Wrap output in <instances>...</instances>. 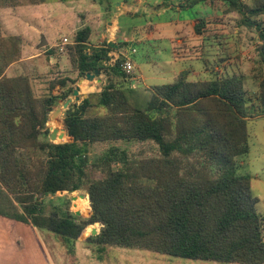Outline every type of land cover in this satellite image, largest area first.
I'll list each match as a JSON object with an SVG mask.
<instances>
[{"label": "trees", "instance_id": "trees-1", "mask_svg": "<svg viewBox=\"0 0 264 264\" xmlns=\"http://www.w3.org/2000/svg\"><path fill=\"white\" fill-rule=\"evenodd\" d=\"M221 1L247 27L259 29L255 19L264 16V0ZM200 27L195 26L198 35ZM89 37L86 26L74 34L68 61L77 79L104 71L105 85L68 106L62 122L69 141L54 144L46 137L47 117L73 96L78 80L53 81L50 94L40 98L28 77H6L20 60L21 38L4 36L0 21V217L72 241L99 223V233L89 238L98 254L114 247L192 261L264 264V215L256 210L251 177L238 174L236 164L249 152L251 105L242 77L190 82L182 72L173 83L151 88L140 104L139 94L118 83L128 77L125 55L105 66L114 49L109 43L89 48ZM258 53L263 75L255 100L264 112V41ZM92 107L103 108L105 116H86ZM52 127L62 140L64 133ZM118 141L152 143L157 155L135 159L111 149L89 161L92 144ZM89 165L101 169L100 179L90 177ZM70 191L86 193L87 219L59 207L45 214L46 196ZM86 204L77 200L83 212Z\"/></svg>", "mask_w": 264, "mask_h": 264}, {"label": "rangeland", "instance_id": "rangeland-1", "mask_svg": "<svg viewBox=\"0 0 264 264\" xmlns=\"http://www.w3.org/2000/svg\"><path fill=\"white\" fill-rule=\"evenodd\" d=\"M127 1L123 4L131 5L130 0ZM41 2H45L44 6H47L45 8H50L46 11V17L50 19L51 27L54 28L55 33L52 31V34L56 37L53 38L61 36L54 47H51V49L56 48L54 56H49L47 51H44L45 48H38L37 45L31 52L22 55L23 44L27 41L21 39L20 60L10 65L4 73L6 77H28L34 95L40 98L50 94L53 81L65 77L77 79L68 61L67 48L72 44L74 34L86 26L83 14L89 15V22L94 29L97 28L101 34L105 33L108 29L107 22L114 17L119 9L117 5L122 0H104V2L71 0L66 3L53 0H0L2 34L20 37L24 14L30 16L26 11ZM243 2L249 4L250 0ZM134 3H138V0ZM75 15L81 16L80 21L75 20V17L72 20ZM242 18L237 12L229 11L228 5L221 0H207L195 4H192V0H144L140 5H134L130 13L124 12L119 16L120 32L116 27L109 37V43L116 48L109 53L110 60L105 66H111L119 54L125 55L126 64L131 65V70L127 72L124 65L123 69L128 77L120 79L118 83L123 89L133 91L132 96L134 92L139 94L140 104L143 98L149 95L151 88L173 83L182 72H187L184 77L190 82L206 81L214 76H241L251 105L247 118L249 152L245 156L236 158V164L239 166L238 174L251 177L250 192L257 199L256 210L264 215V112L260 110L255 100L258 83L263 75L258 50L264 41V16L255 19L260 24L259 29L247 27L241 22ZM64 19L67 21L62 25L60 22ZM70 19L73 22L70 23L69 32L63 26L69 25ZM196 25L201 26L199 35L195 32ZM143 36H146V39ZM119 37H128L131 42H121ZM97 38L91 40L93 45L103 46L106 43H101ZM51 42L49 41V44ZM27 60L36 67L25 66ZM104 73L99 71V74L90 80L94 83L103 75L104 84L101 90L106 81ZM77 83L78 81L74 85L75 88ZM69 99H72L69 105L73 103L78 105L82 101L80 95L77 101L73 96ZM63 103H58L54 107L45 124V129L48 131L47 140L54 144L69 141L62 122L64 111L68 107L63 109ZM56 108H60V112L53 116ZM105 114L103 108L92 107L87 111L86 116L103 117ZM53 124L64 133L62 140H50ZM111 149L125 151L135 159L157 155L156 147L149 142H103L89 147V161L92 164L97 162ZM89 167H91L89 168L91 178L102 177L101 169L90 165ZM79 198L86 200L87 211L83 212L84 208L80 210L81 206L77 205ZM43 202L45 214L53 207H59L63 212L68 210L74 215L80 213L76 216L84 219H87L91 213L90 203L84 191H75L71 194L57 193L46 196ZM28 227L26 226L28 237H23L18 243L19 249H24L23 252L16 250L14 245L12 248L3 247L5 243L0 236V262L8 260L12 264H221L114 247H108L104 253L98 254L95 245L89 242V238L95 236L92 235L93 232L96 235L99 233L101 229L99 223L88 225L76 241L65 240L45 231L34 233L35 230ZM12 233V238L15 239L14 232Z\"/></svg>", "mask_w": 264, "mask_h": 264}, {"label": "crops", "instance_id": "crops-1", "mask_svg": "<svg viewBox=\"0 0 264 264\" xmlns=\"http://www.w3.org/2000/svg\"><path fill=\"white\" fill-rule=\"evenodd\" d=\"M135 1L136 0H130L131 5H125V4H123V2H128V1L122 0V2L117 5V7H119V9L114 14V17H112V19H110V21L107 22V24H106L108 29L106 30L105 33H102V34H101V32H99L97 30V28L94 29V26L92 27V25L89 22V19H90L89 15L83 14L84 24L86 25V27L90 28V39L88 41L87 46L89 48L99 47L98 45H93L92 44L93 41H91L92 39H94L96 37H98L97 39L101 43H104V42L109 43L110 34L114 31V29H116V27L118 29V32H120L119 21H118L119 16L123 15L124 12L130 13L132 11V7H134V5H137V4L140 5L141 3L144 2V0H138V3L135 4L134 3ZM44 5H46V4H44V3L43 4H37V5H35V7H31V9L27 10L26 12L28 14H30V16H27L24 14V17H23L24 25H22V27H21L22 31L19 33H20L21 39L23 41H25V42L27 41V42H26V44L24 43L25 46L23 44L24 50H22V53H23L22 55H24L27 52H31V50L33 48H35L36 45L38 46V48H45L44 51L50 50L51 47H54V45L57 43V41L61 37V36H57L56 39L53 38V36H55V34H52V31L54 28H53V26L51 27L52 23H51L50 19L46 17L47 16L46 11L49 10L50 8H45L47 6H44ZM85 12H86V10H85ZM74 17H75V20L77 19L80 21V17H81L80 15L73 16L72 20H74ZM72 20L70 19V21L68 22L69 25L63 26V28L69 32L71 31L70 23L73 22ZM66 21L64 19L60 23L62 25H65ZM53 33H55V32L53 31ZM149 36L150 35L148 34L147 37H149ZM143 38L146 39V36H143ZM119 39L121 42H124V41L128 42V43L131 42L128 37L127 38L119 37ZM36 41L39 45L36 43ZM49 41H52V42L49 44ZM42 42H44V43H42ZM109 44H111V43H109ZM113 46H114V47H112L113 49L116 48L115 45H113ZM119 52H120V49H119ZM29 61L30 60H27L26 63H24L25 66H27L29 68H35L36 66H33V64H31V62H29ZM51 61H53V60H51ZM38 68L43 69V67H38ZM40 71H42V70H40ZM103 84H104L103 75L100 76L99 78H97L94 83L87 81V80L84 81L83 79L78 80V83L76 84V87L78 88V98L80 95V97L83 100V99L88 98L89 96L98 94L100 92L101 86ZM53 125H56V124H53ZM12 232H14V238L15 239L12 238V234H13ZM34 233H36V232L34 231ZM9 235H10V237H9ZM0 236L3 238L2 242L5 243V244H3V247L12 248V245H14L16 247V250H22L20 252H23L24 249H19L18 243H19V240L21 242V239L23 237H28V234L26 232V225L21 224V223H17V222H13L12 220H9L7 218L0 217ZM6 237H8V239ZM11 238L14 240V244L12 243L13 241H11ZM32 239H33V237H32ZM17 240H18V242H17ZM32 242H33V240H32ZM33 245L34 244H32V247H34ZM7 263L12 264L8 260L0 262V264H7Z\"/></svg>", "mask_w": 264, "mask_h": 264}, {"label": "water", "instance_id": "water-1", "mask_svg": "<svg viewBox=\"0 0 264 264\" xmlns=\"http://www.w3.org/2000/svg\"><path fill=\"white\" fill-rule=\"evenodd\" d=\"M44 43V42H42ZM43 45V44H42ZM111 47H114L113 44H109ZM99 74V70H96L93 74H87L85 79L90 81V80H93V78L95 76H97ZM73 97L74 99L77 101L78 100V88L76 87L75 90L73 91ZM72 102V99H68L66 102L63 103L62 105V108L63 109H66L68 107V105ZM60 112V108H56L55 112L53 113V116H56V114H58ZM56 139V130H51V133H50V140L51 141H54ZM70 194L73 193V191H70L69 192ZM80 197L82 198L83 195H80ZM77 216L80 215V213H77L76 214ZM92 235H96L95 232H93Z\"/></svg>", "mask_w": 264, "mask_h": 264}, {"label": "built area", "instance_id": "built-area-1", "mask_svg": "<svg viewBox=\"0 0 264 264\" xmlns=\"http://www.w3.org/2000/svg\"><path fill=\"white\" fill-rule=\"evenodd\" d=\"M64 42H66V40H64ZM125 69L127 72H129L131 70V65L129 63L125 64Z\"/></svg>", "mask_w": 264, "mask_h": 264}]
</instances>
